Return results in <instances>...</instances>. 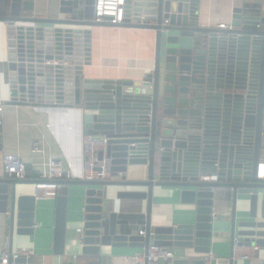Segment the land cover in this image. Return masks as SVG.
<instances>
[{
    "label": "water",
    "instance_id": "water-1",
    "mask_svg": "<svg viewBox=\"0 0 264 264\" xmlns=\"http://www.w3.org/2000/svg\"><path fill=\"white\" fill-rule=\"evenodd\" d=\"M33 1L11 0L9 14L0 17L9 84L3 105L82 109L93 123L89 133L108 138L98 159H108L110 176L118 178L58 182L54 255L65 250L69 186L86 188L77 240L82 255L98 256L105 247L146 252L152 244L192 251L170 264H238L233 260L235 240L238 246L263 250L264 179H256L257 165L264 160L260 19L234 8L227 28L219 29L200 23V0H125L122 24H96L95 0H59L63 17L52 19L31 16ZM103 26L150 32L151 67L123 72L126 79L116 74L91 77V29ZM139 167L146 168L145 178H129L137 177ZM204 176L217 181H200ZM25 182L0 178V214L11 234L15 230L19 236L32 234L35 217L34 195L17 193V185ZM111 187L123 188L118 200L144 201L145 212L106 215ZM158 189H170L181 204L193 206V221L152 226ZM222 190L231 191V247L227 259H208L214 198ZM238 201H247V209L237 211ZM130 221L144 223V236L126 233ZM8 264L26 261L21 256Z\"/></svg>",
    "mask_w": 264,
    "mask_h": 264
},
{
    "label": "crops",
    "instance_id": "crops-1",
    "mask_svg": "<svg viewBox=\"0 0 264 264\" xmlns=\"http://www.w3.org/2000/svg\"><path fill=\"white\" fill-rule=\"evenodd\" d=\"M11 1V0H10ZM201 20L206 26L218 28L229 25L234 8L243 10V15L258 17L264 28V0H200ZM31 16L37 18H62L59 15V0H34ZM5 25L0 23V107L1 146L0 178H4L1 159L4 154H15L23 161L26 169L25 183L17 185L18 195H34L35 186L41 182V163L46 159H55L63 163L64 172L71 181L82 178L81 134L90 131L93 123L90 116L79 108L6 106L9 99L8 73L6 68L7 51ZM92 32V74L93 78L106 77V74L129 75L130 72L151 67L154 53L153 37L148 31L94 27ZM146 71V70H145ZM99 73V74H98ZM101 73V74H100ZM95 75V76H94ZM38 143L41 153H33L32 145ZM260 161H264L261 159ZM137 177L144 179L146 168L137 169ZM8 178V177H7ZM107 179L117 180L107 174ZM66 240L64 254L53 253V229L55 221V199L36 200L32 234L19 236L15 230L11 234L6 216L0 214V255L6 243L11 252L32 251L25 257L26 264H119L118 258L142 252L139 248H102L98 256L82 255L77 240L83 231V215L86 188L68 187ZM123 188L111 187L107 191V200L112 206L105 208V214H141L145 212L144 201L118 200L116 194ZM231 191L222 190L214 198L211 230V259H227L230 251V215ZM247 209V201L237 202V211ZM152 226L173 227L191 223L195 217V208L181 204L176 193L170 189L154 191L152 200ZM143 222L130 221L126 224L127 234L138 235ZM173 259L182 255H191L192 251L168 248ZM23 257V256H22ZM171 260H162L156 264H170ZM238 264H264V249H258L248 261Z\"/></svg>",
    "mask_w": 264,
    "mask_h": 264
},
{
    "label": "built area",
    "instance_id": "built-area-1",
    "mask_svg": "<svg viewBox=\"0 0 264 264\" xmlns=\"http://www.w3.org/2000/svg\"><path fill=\"white\" fill-rule=\"evenodd\" d=\"M125 19V0H95L93 5V19L96 24L120 25ZM167 21L163 22V25ZM219 29H226V25H220ZM139 83V82H138ZM0 107V125H1ZM108 138L92 136L89 131H83L81 134V157H82V181H104L107 180V174L110 169V161L103 157L98 159L99 153H105ZM33 153H41L38 143L32 145ZM4 177L14 178L16 180L26 179V169L23 161L15 154H4L1 159ZM256 179H264V161L257 165ZM41 182L35 186V200L56 199L61 185V180H70L63 170V163L55 159H46L41 163L40 170ZM200 181L216 182V176L200 177ZM214 217V213H212ZM82 229H77L81 233ZM144 231H139V236H144ZM258 250L255 246H238L236 240L233 242V260L248 261ZM32 251L10 252L8 244L0 255L1 264H8L9 260H17L21 256L28 257ZM173 252L168 248L158 247L150 244L146 252H139L133 255H123L118 258L119 264H156L162 260H173ZM212 257L208 255V259Z\"/></svg>",
    "mask_w": 264,
    "mask_h": 264
},
{
    "label": "trees",
    "instance_id": "trees-1",
    "mask_svg": "<svg viewBox=\"0 0 264 264\" xmlns=\"http://www.w3.org/2000/svg\"><path fill=\"white\" fill-rule=\"evenodd\" d=\"M10 0H0V17L7 16L9 14Z\"/></svg>",
    "mask_w": 264,
    "mask_h": 264
}]
</instances>
